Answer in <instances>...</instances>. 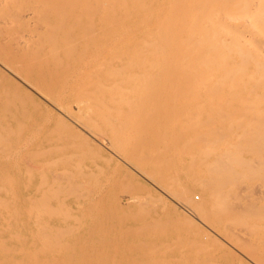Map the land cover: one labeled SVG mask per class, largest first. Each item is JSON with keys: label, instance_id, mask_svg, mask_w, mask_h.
<instances>
[{"label": "bare ground", "instance_id": "1", "mask_svg": "<svg viewBox=\"0 0 264 264\" xmlns=\"http://www.w3.org/2000/svg\"><path fill=\"white\" fill-rule=\"evenodd\" d=\"M0 62L24 82L35 88V91L40 92L39 94L55 103L65 113L70 114L73 119H76L97 137H102L104 132L108 131L109 136L106 135V137L110 146L121 154V156L117 155L132 163L144 175L146 174L148 178L150 177L165 189L168 194L170 193L183 208L181 210L177 209L181 217L190 220L200 232L203 229V233L201 232L200 235L205 236V239L212 238L215 249L216 247L217 249L223 248L229 253L233 251L232 249L230 251L226 245L221 243L220 239L206 232L207 229L202 228L203 225L200 227L193 217L201 218L200 220L204 224L208 223L211 225V228L213 227L215 231L226 238L228 244L231 243L235 248L237 247L240 253L247 255L252 261L257 264H264V117L261 118L264 110L259 108L263 112H260V114L256 113L253 110V105L255 104H252L254 101L257 103L260 101L263 103L264 101V0H0ZM3 70L1 71L4 72ZM11 80L7 84L3 77L0 78V137L2 136L0 139L4 138L1 141L2 145L0 144V155L3 153L6 155L8 153L17 155L21 148L31 145L37 149L36 151L39 150L41 152H38L40 155L49 156L51 159H47V161L51 160V164L58 157H54L56 155V150L54 149L59 147L64 150L68 145L66 143L63 145L66 148H61L62 146H59L61 144L55 147L51 143L57 138L59 139V137L62 139L63 135L66 137L65 133L66 131L68 132V129H71L69 130L71 133L74 132V134L83 137L81 138L82 141L87 140L84 139L86 138L85 135V137L82 136L72 128L73 124L71 126L64 121L63 117L65 116H62L63 113L61 111L60 113L62 114L57 116L52 110L44 107L42 102L33 98L18 83ZM11 85L20 87L28 97L20 96L12 89ZM160 91L163 93L166 91L167 93H170V91H174V93L175 91H185L187 93L189 91L190 94L193 91H209V93L210 91L234 92L228 97L225 94L226 97H222L221 100H227L228 103L230 100H242L245 102V106L246 101H249L251 103H249V107L252 105V111L256 115L252 112L250 116L252 115L251 117H253L254 115L257 118V115H259L256 120L249 119L247 121L250 118L248 117L246 119L247 122L245 121V123L250 122L247 124L245 137L248 139L246 142L248 147H245V144H241L239 149L237 148L238 145L236 146L235 144V146L237 148L236 151H240L242 145H244L243 147L246 150L250 148V151H252L250 154L253 156L246 159V157L239 154L234 158L227 156V153H225V150L230 149L229 147L226 148V145L230 144V139L228 140V138L232 137H228V132L230 133L231 130L225 129L227 127L232 129L231 124L236 123L235 125H237L238 120L231 123L232 121L229 119L222 117V120V118H217L219 120L215 124L218 127L217 132L214 125L210 124L211 122L204 121L206 116L204 119L198 118L201 114L198 112L200 116H195L194 113L197 114V111L194 110L192 114L193 110L191 108L189 109L192 110L190 115H194L196 117H193L194 119L189 114L188 116L190 117H187V113L186 115L182 113L187 111L183 110L184 108L181 109L183 111L179 115H171L169 113L164 115L161 105L158 111L164 116L158 111V113L152 115H150L151 113L147 114L149 108L146 110L145 103L150 102L151 104L152 100L155 101L154 99L156 101L162 98L163 101L173 99V97H168L169 94L166 97H164L163 93L158 95L157 93H160ZM146 92H150L152 95L145 94ZM212 92V95L207 94V92L203 93L204 95L206 94L205 97L211 96V98H209L210 96L206 98L209 99L207 101H210V99L212 101L214 96V98H217V95L214 94L213 96ZM235 92L237 96H235ZM238 93L242 94L239 96ZM155 94L157 95L155 96ZM193 94L194 96H192ZM193 94L189 95L187 93V95L194 97L193 99L198 100V102L203 100L202 97H197L198 95L195 97V93ZM177 96L175 99L178 101H184L187 97L179 96L180 98H177ZM137 102H145L143 103L145 107H142L145 108L146 113L137 110L139 105H137L138 108H135ZM185 102L188 101L186 100ZM201 103L203 104V102ZM222 103L220 105H224L226 108L225 101H222ZM150 104H147V106L151 107ZM157 104H164L165 112L173 110V107L168 108V105L166 106V102ZM213 104H216V102ZM258 104L256 105L258 106ZM177 105V107L182 106L180 104ZM159 107L156 108L155 106L156 109H159ZM216 107L219 106L217 105ZM239 108L240 112H242L243 103L242 108L240 106ZM178 111H180V108L176 110V112ZM140 112L144 114L141 115ZM187 112L189 113V111ZM229 113H232L231 110ZM50 114L56 116L59 119L56 121H59L60 123H58L61 125H50ZM217 114L218 112H216V117H218ZM210 115H208V118L215 120L213 117L215 114ZM226 115L229 117L228 112ZM66 116L67 119L69 115ZM238 116H241V113ZM186 117L187 120L191 118V121L184 123L183 119ZM243 117L246 118L247 115L245 117L244 114ZM243 117L241 116L240 121ZM69 121L73 123L71 120ZM180 121H183V123H180ZM13 124L14 126H12ZM74 124L76 125V123ZM153 124L156 128L157 125L161 127L154 130ZM244 124L241 123V129H244L242 128ZM238 126H240V123ZM238 126H235L232 130H235ZM12 127L20 129L17 130ZM65 129L67 130L65 131ZM123 130L126 134L121 135ZM74 134L69 137L74 138L72 136ZM226 134L227 136H225ZM9 135L19 136V144L16 147L10 148L11 145L7 147L3 142L4 140L9 142L6 139ZM60 139L59 141H61ZM79 140L74 141V143H72V140L71 143L69 142L68 147L77 149H81L83 146L86 147V142H83L85 145H81ZM231 145L234 144L231 143ZM231 145L229 146L231 147ZM93 146L95 147L97 144ZM90 147L87 144V152L92 149ZM87 148H90V150L88 149V151ZM58 151L60 150L58 149ZM94 151L89 154L83 150V156L89 154L90 159H88L92 160L91 158L93 157L91 156H93L92 153H95ZM35 152L33 154L30 151L33 155L29 153L32 155L30 156L31 158H28L29 162L22 166L25 172H30L33 169L37 170L40 159L37 158L38 153L35 155ZM83 152H71L74 156L70 152V155L64 153L66 156L62 154L58 158L61 157V160L63 159L62 162L66 161L67 163L65 158L71 161L70 156L76 157V154L79 153L81 157ZM248 152L246 151L245 153ZM24 153L25 155L28 154L26 151ZM24 153H20L19 156ZM29 154L21 156L27 160L26 157H29ZM95 154L97 156V153ZM183 154L188 155L189 159L190 156L193 157L189 162L192 159L194 160L190 166H186L187 169L189 168V170L186 169L187 173H185L183 160L181 159ZM19 156L18 159L20 161L21 158ZM77 157L76 161L79 160V156ZM61 160L57 159L55 162H61ZM82 160L80 159L78 162ZM44 161H41L43 163L40 165L44 164ZM47 161L46 163L48 164ZM76 161L74 164L80 165ZM189 162L187 160L188 165ZM93 164L96 166L95 162ZM78 165L74 169H82L81 166L78 169ZM44 166L42 165L40 168L45 170ZM71 166L73 167L74 165L72 164ZM85 166L88 165L85 164ZM98 166L96 168H99ZM100 167L102 169V166ZM9 168L5 170V173H9L10 177L18 173L19 167L16 169ZM65 171V168L64 170L52 168V171H48L46 175L39 173L40 179L38 180H43V182L38 181L39 184L37 183L35 186L33 191L35 193L32 196L39 197L37 200L40 202V199H42L40 196H43V198L47 196H45V191L50 193L49 190L51 189H48L49 186L56 185L59 187V183H64L67 180L65 183L67 187V183H69L68 175L70 177L72 173L69 170L70 173ZM89 171V173L83 171L81 173L83 172L90 176H94L96 173H93L90 168ZM79 172L77 171L76 174ZM0 173L3 174L2 172ZM131 174L136 178L133 173ZM79 175L82 176L83 174ZM27 176L25 180L30 177ZM2 177V181H5L7 185L11 183L6 182L9 178L5 180L8 176ZM88 178L90 177L88 176ZM97 182L99 183L100 181H96V185ZM238 182H241V184L239 185ZM72 183L78 187L80 182H71L70 184ZM70 184H68V187H70ZM233 184L235 189L232 192L228 191L226 193L223 191L228 187H233ZM3 185H0L1 188L7 190L5 186L2 187ZM61 186L64 187L65 185L61 184ZM80 186H83V184H80ZM82 190L86 191L85 189ZM149 190L151 192L149 197L163 199L151 186H149ZM192 191L202 195L201 202H196L192 198ZM7 192L5 191V194ZM9 192L11 198V194L13 195L15 192L12 193V189ZM78 192L77 196L82 195L80 194L81 191ZM89 193L85 194L88 195ZM29 196L30 194L26 198H30ZM10 198L7 199L11 200ZM74 198H76V194ZM78 198L74 202L75 205L79 204ZM2 199L5 200L0 195V201H6ZM44 200L45 202L50 201L47 197ZM29 201H32L31 198ZM39 202L36 203L41 206ZM144 202L147 201L145 200ZM29 205L28 202V207ZM33 205L36 204L33 203ZM33 205L32 207L36 209H34L33 215L37 216L40 214L38 213L40 210L36 207L38 205ZM3 206L1 203L0 207H3V209L8 207V205L4 204ZM24 207L25 209L27 208L26 206ZM55 207H58V205ZM12 209L11 207L9 210ZM18 210V207H15L10 211L9 215L14 216L12 217V224L8 222V218H0V264H89L87 262L88 259H96L98 261L103 259L102 253H100L101 250H99L100 248L102 249V246H99V248L96 246L98 241L91 243L89 246H82L84 249L79 243L80 249L76 251H70L66 248L64 250L63 245L57 247L58 249L62 247L63 250H53L55 248L54 245L41 248L43 250L39 249L42 244L37 245L39 250L27 246L32 245L33 242H31L32 244H25L26 239L35 235L34 233L36 232L34 231L33 234L29 233L28 237L23 233L21 227L17 225L18 222L15 217L19 214ZM7 211L5 212L7 213ZM35 212L38 214H35ZM39 220L40 218H37L35 221ZM45 222H43L44 224L41 223L42 227L43 225L46 226ZM20 224L22 225L21 222ZM36 224L32 227V230L38 228ZM40 225L39 230L42 229ZM44 229L41 231H45ZM39 230L37 231L39 232ZM193 231L195 232V230ZM160 233L161 231L158 234ZM161 234L165 235V232L163 231ZM194 234L197 235L198 233L195 232ZM42 235L50 237L52 234L43 233ZM55 235L58 238L60 236V234ZM75 236L73 237L75 238ZM78 236L84 237L77 233V238ZM185 236L187 237V235ZM191 236L190 238L192 239ZM43 237V240L47 239L45 236ZM52 237L54 238V236ZM35 238L37 239V237ZM77 238L73 239V244L77 242ZM48 239L46 243H51L50 240L52 241V239ZM57 241L58 239H56ZM46 243L44 242V244ZM154 245H156V242H154ZM184 245H181V247ZM48 247L50 249L45 251ZM180 249L178 247L174 252H181ZM212 249L214 250V248ZM219 253L216 255L219 256L222 251ZM198 254L196 253V255ZM216 255L211 257L214 258ZM206 258L208 257L206 256ZM238 258L240 259V257ZM192 259V263L195 262V264L196 262L197 264L202 262V264H205L207 260L199 259L200 261L198 262V259L197 261L195 260V255ZM102 261H99L101 262L100 264H102ZM208 261L207 264L215 263L214 260L211 262L208 259ZM189 262L191 263L190 260ZM92 263L94 264L93 260ZM95 263L97 264V261ZM165 264H167V261Z\"/></svg>", "mask_w": 264, "mask_h": 264}, {"label": "rangeland", "instance_id": "2", "mask_svg": "<svg viewBox=\"0 0 264 264\" xmlns=\"http://www.w3.org/2000/svg\"><path fill=\"white\" fill-rule=\"evenodd\" d=\"M4 68H6V69H4ZM7 69H8V71H7ZM1 70H3L4 72H2ZM6 74H7V76H6ZM5 76L7 78H9V79L7 80V78ZM2 77L5 79L6 83L9 80H11V79L14 80L23 89L28 91V93L31 94L33 96V98H36L39 102H42L44 107L52 110L53 113L56 114L57 116L63 113L62 116H65V117H63L64 121H66L71 126L73 124L72 128H74L76 131H78L82 136H84V135L86 136V138H84V139H87V140L83 139L84 141H82L81 138H83V137H81V136H79L77 134H74V132L71 133L69 131L71 129H68L65 126L68 129V132L66 131L67 129H65V131H66L65 136L69 137L71 134H74V135H72L74 138H71V137H69V138L67 137L66 138L63 135V137H61L63 140L60 139V137H59V139L61 141H59V139L57 138V140H54L51 143L52 145H55V147L58 144H61V145H59V146H62L61 148H66L67 147L64 150H61L59 147H56V149H54V150H56V153H55L56 155L54 156L55 158L57 156L59 157V155H62V154L64 155V153H68L70 155L71 152H74V153L76 152L77 153V152H83V150H85V153H86L87 152L86 151L87 144H88L89 147H90V145L92 147V149H91L92 151L90 150L91 147L87 148V150L88 149L90 150V151L88 150L89 152H87V153L91 154L90 152H93L94 150H95L94 152L97 153V156H96L95 153H92V155H93V156H91V157H93V158H91L92 160H89L90 159L89 156H88L89 154H87V155L85 154L83 156V154H84V152H83L81 154L82 156L80 157V154L78 153L79 155L78 154H76V155L79 156V160L76 161V157L77 156L76 157H71L70 156L71 161H69L67 158H65L67 160V163H66V161L62 162L63 159L61 160V157L60 158L57 157L56 159H54V162L52 161L54 165L51 162V164H52V166H51V164H50L51 160L47 161V159H51L49 156L43 154V156H44L43 157L42 155H40L38 153V152H40L39 150L36 151L37 149H35L33 146L29 145L27 147L21 148L19 150V154L20 153H24L25 151H26V153L28 152V154L30 153V151L33 152V154H34V152L36 151L35 155H37V153H38L37 158L40 159V161H39L40 164L43 163L41 161H44V160H46L48 162V164H49L48 165L46 163V161H44L45 163L42 164V165H45L44 167H45L46 171L43 170V168H40V166L42 167V165L39 164V166L37 167V170H35V169L30 170V172L32 171L31 175H30V172H27V171L25 172L24 168L22 166L25 163L27 164L29 162L28 158H31L30 156L33 155L32 153H30L32 155L29 154V157H26L27 160H25V157H23L24 158L23 159L22 156H21V155H24V156L28 155V154L25 155V153L21 154L20 155L21 157L19 156V154L12 155L11 153H8L7 155L3 153L2 155H0V172H2L4 174L3 175V174L0 173V176L1 175L2 176H8L7 178H5V180H7L9 178L10 181L8 180L6 182L7 183L11 182V183H8V185H7L5 183V181H2V179H1L2 176L0 177V179H1L0 180V185H3L5 183L2 187L5 186L6 189H7V190H3L1 188V186H0V195H1V197H4L6 201L4 199H2V200L7 202V200L10 198V192L9 191H11V189H12V193L15 192L13 194L14 196L11 194V198H10L11 200L14 198V200H12V201L8 200V202H9V203L7 202L8 204L5 203V202L0 201V206H1V203H2V206L4 204L6 206L8 205V207H9V208L7 207V209H5L6 208L5 207L4 208L5 210L3 209L4 206L0 207V213H1L0 214L1 215L0 218H6V219L8 218L7 219L8 222L12 224V220H13L12 217H14V216H10L9 215L10 211H12L15 207H18L19 214H17L18 217L15 216L16 217V221L18 222L17 225L21 227V230L23 231V233L27 237L30 235L29 233L33 234L34 231L36 232V233H34L35 235H33V236L29 237L28 239H26L25 244H27V243L28 244H32L31 242H33L32 245H27V246L33 247L35 249H38L37 245L42 244V247L39 246V249L43 250L41 248H45V246L46 247L47 246L50 247V246L54 245L55 248L53 247L54 248L53 250H57L58 246L63 245L62 247L64 248V250L66 248L67 250H70V251H76V250L80 249V247H79L80 245H81V247L82 246L85 247V245L89 246L91 243H94V242L98 241L96 243L97 244L96 246H98V248H99V246L100 247L102 246V249L101 248L99 249V250H101L100 253H102V256H103V259H102L103 261L99 260V261H102V264H165L166 261H167V264H188V263L189 264H195V262L192 263L193 262L192 258L194 257V255H195V260L197 261V259H198V262L200 261L199 259H202V257H204L203 258L204 260L207 259L206 262H205V264H207L208 259H210V261H211V258H212L211 256L212 255H216L219 252L221 253V251H222V253L221 254L219 253L220 254L219 256L216 255V257L212 258V261L213 260L215 261V263L213 262L212 264H255L256 263V262L252 261V259L250 257H247V255H243L244 253H240V251L237 249V247L235 248L234 245H232L231 243H229L230 244L229 245L227 243L228 241L226 242V238H224V236H222V234H220L219 232L215 231L213 229V227L211 228L210 227L211 225H209L208 223H205L206 224L205 225L200 220L201 218L199 219L197 217H193L194 221L195 222L197 221V223H198V225L200 227L203 225L202 228H204L205 230L207 229L206 232H209V234H212L216 238L220 239V242L223 243L224 245H226V247L229 248L230 251H232V250L233 251L235 250V251H234V253H233V251H232V253H229V252H227V250H225L223 248H218L217 249V247H216V249H215V245L213 243L212 238L210 239V237H209V238H206L207 239L206 240L204 238L205 236L202 235L203 236L202 237L200 235L203 229L200 232V230H197V227H195L190 220H186V219L181 217V215L178 213L177 209L181 210L182 206L180 205V203L170 193H169L170 194L169 195L168 192L165 189H163L159 184L154 182V180L151 179L150 177L148 178V176L146 174L144 175V173L141 172L140 170H138L136 167H134L132 163H130L129 161L127 162V160H125V159H122L123 157H120L121 154L110 146V144L108 142V138L106 137V135L109 136L108 131H105L102 137H100V138L97 137L95 134H93L87 128H85L83 125H81L76 119H73V117L70 114H68L67 112H66L67 113L66 114L65 111L62 110L59 106H57L55 103L51 102L50 100L46 99L43 95L39 94L40 92L35 91L36 90L35 88H33L32 86H30L29 84L24 82L21 78L16 76L7 66H5L4 64H2L0 62V78H2ZM12 89H14L20 96L24 95V96L28 97V95L25 93V91L22 90L17 85L16 86L13 85ZM179 92H180V94H178ZM206 92H207V94L209 93V91H206ZM206 92H204V91H193V93H195V97H196V95H198L197 97H202L203 98V100H200L199 101L200 103H199L198 100L193 99L194 97H192V96H194V94L193 93L190 94L189 91L187 93L189 95L193 94L192 96L187 95V93H185V91H175V93H174V91H170V93H167V91L164 92V93L160 91V93L159 92L157 93L158 95L163 93V95H165L164 97H166L169 94L168 97L169 98L173 97V99H170V100H167V101H163L162 100L163 98L159 99V101L158 100L156 101V99H154L155 101L152 100L151 104H150V102H147V104L148 105L150 104L151 107H148L147 104L145 102H143V103H145V106L147 107L146 110H148V108H149V110H148L149 112L145 111V108H143L145 106H143L142 102H137L135 108L136 107L138 108L137 105H139V108L137 110L143 111L144 113L147 112V114L151 113L150 115H152V114L158 113V112L161 113L160 111H158V110H160L159 106L161 105L162 111L164 112V115H166V113H169L171 115L172 114L173 115H179V113L182 112L183 110H185V111L187 110V111H189V113L187 111L185 113L184 112H182V113L185 114V115L187 113V117L191 116L192 118L193 117L196 118L195 117L196 115L200 116L198 114V112H199L201 114V116L198 117V118L204 119L205 116H206V120L204 119V121L211 122L210 124L214 125L215 131H217V132H218V130H217L218 127L215 125L219 121L217 118L221 119L223 117V118L229 119V120L232 121V122L230 121L231 123H233V121H237L238 120L237 125H235L236 123L235 124L234 123L231 124V127H233L232 129H234V127L238 126L239 123H240V126H238V128L236 127L237 129L235 128V130H232L229 127H227V128L225 127L226 128L225 130H229V131L231 130L230 133L228 132V137L232 136L231 137L232 139L228 138V140L230 139L229 140L230 144H228V146L226 145V148L229 147L230 149L225 150V153H227V156H231V157H234V158H235L236 155H239V154L241 156H243V157H246V159L248 157H252L253 155L250 154V152H252V151H250V148H248L249 152H248V149L247 150H246V148L244 149V147H243L244 145H242L240 147V148L243 149L242 152H241L242 149L240 151L237 150L238 152L236 151V149L237 148L239 149V146L241 144H245V147H248V145L246 144L248 139H246L245 137H246V130H247L246 127L248 126L247 124H249L250 122L245 123V121H246V119L248 117H250V118H248L247 121L249 119L250 120H256L258 118V115L260 114V112H263V111H260L261 109L259 110V108H263V110H264V101H263V103H261V101L258 102L259 104L254 101L252 103V104H255V105H253V108H254L253 109L252 105H251V107H249V103H250L249 101H246V106H245V104H244L245 102H243L242 100L241 101H239V100H237V101L236 100H232V101L230 100L229 101L228 100L229 103L227 102V100H221L222 97H226V95H227V97L231 96L232 94H234V92L233 93L232 92L229 93V92H225V91H213V92L210 91L209 94H211V92H212L213 96H214V94L217 95V98H214L215 96L212 97L213 98L212 101L210 99L211 102L207 101L209 99H206L210 95L205 97L206 94L205 95L203 94V93H206ZM142 93L144 94V92H142ZM142 93H140V94H142ZM154 93H155V91H154ZM154 93H153V95H154ZM145 94L152 95L150 92H146ZM157 94H155V96ZM235 94H236L235 96H237L236 92H235ZM240 94H242V93H240ZM240 94L238 93L239 96H240ZM176 95H178L177 98L179 96L180 97H186L187 96V97L184 99V101H178V100L175 99ZM43 98H45L46 100L43 99ZM209 98H211V96ZM189 99H190V101L192 99V101L190 102ZM217 99H218V102H217ZM160 100H162V101H160ZM171 100L174 101V102L172 103ZM186 100L188 102H185ZM168 101L169 102L171 101L170 104L172 103L171 104L172 106L169 104ZM214 101L216 102V104L219 107H216L217 105L213 104V103H215ZM222 101H225L226 108L224 107V105H220L222 103ZM160 102H164V103L166 102V106L168 105V108L169 107L170 108L173 107V110H169V111L165 112L164 111V108H165L164 106L165 105L164 104H157V103H160ZM180 102H184V103L181 104ZM196 102H198V103H196ZM201 102H203V104ZM207 102L209 103L208 105H207ZM247 102H248V106H247ZM242 103H243V111L242 112H245V113H242V112H240L241 110H239L240 109L239 106L242 108ZM173 104L175 105V107H174ZM177 104H180L182 106L181 107H177V106H179ZM183 104L184 105L186 104L185 107H184ZM194 104H196V105H194ZM222 104H224V103H222ZM256 104H258V106ZM154 105L156 106V108L159 107V109H156ZM198 105L200 106V108H199ZM228 105H229V107L231 109L228 107ZM233 105L236 107L237 112H236V109H235V107ZM237 105H238V107H237ZM195 106L196 107L198 106V107L196 108ZM201 106L203 107L202 109H201ZM211 106H212L213 109L211 108ZM231 106H233V107H231ZM256 107H257V109H256ZM178 108H180V111L176 112V110H178ZM190 108L193 111L189 110ZM208 108H210V109H208ZM41 109H42V107H41ZM150 109H152L153 111L150 110ZM166 109H167V107H166ZM181 109H183V110H181ZM252 109L256 113H259L257 115V118L254 117L255 113H254V111H252ZM58 110H59V112H58ZM194 110L197 111V114L194 113ZM201 110H203L204 112L201 111ZM230 110H231L232 113H229ZM60 111L62 113H60ZM105 111H107V110L105 109ZM171 111L172 112L174 111L176 114L174 112L172 113ZM223 111L224 112L226 111V112L224 113ZM143 112H140L141 115L144 114ZM190 112L192 114L194 113L195 116L192 115V114L190 115ZM216 112H218V114H219V115L217 114L218 117H216ZM227 112L229 114V117H228V115H226ZM252 112L254 114L253 117H251L252 115L250 116V114ZM240 113H241L242 117H243L244 114H245V117H246V115H247V117L246 118L243 117L242 120L240 121L241 116H238V114H240ZM188 114L190 116H188ZM210 114H212V115L215 114V115H213L215 120H213L212 118H208V115L211 116ZM66 115H69L67 119H66V117H67ZM261 115H262V113H261ZM263 115L261 116V118L264 117ZM62 116H61V118H62ZM159 116H160V114H159ZM187 117L185 118L186 121H185V119L182 118L184 123L189 121V120L191 121V118H189L187 120ZM237 117H239V118L237 119ZM223 118H222V120H223ZM193 119H192V121H193ZM56 120H59V119H57L56 116H54L53 114H50L49 124L50 125H56V126L61 125V124H59L60 122L56 121ZM69 120H71L73 123H71ZM183 121H180V123L181 122L183 123ZM74 123H76V125ZM203 123H205V122H203ZM241 123L242 124H244V123L246 124V125L244 124L245 127H244V125L242 126V128H244V129L240 128L241 127ZM12 126H14V124ZM153 127H155L154 124H153ZM160 127L161 126L158 127V125H157V128H160ZM12 128H14V127H12ZM157 128L155 127L154 130H156ZM14 129L19 130L20 128L15 127ZM242 130H243V132H242ZM127 132H128V130H127ZM134 132H136V131H134ZM83 133H85V134H83ZM124 133H125L124 130H123V132L121 131V135L124 134ZM231 133H233V134L231 135ZM68 134H70V135H68ZM129 134H131V133H129ZM87 136H89V137H87ZM225 136H227V134ZM76 137H77V139H76ZM78 138L81 139V140H79ZM92 138H94L95 141L97 140L98 142L96 141V143H95L94 139H92ZM235 138H236V140H235ZM3 139L4 138H2V140ZM6 139H8L9 142H10V143L9 142H5L7 140L3 141L6 144L7 147H9L10 145H11L10 148L11 147H16V145L19 144V136L15 137V135H9V136H7ZM65 139H66V141H65ZM233 139L236 141V143H235V141ZM2 140L0 139V144L2 143L1 142ZM16 140H18V141H16ZM72 140H73L72 143H74V141L79 140L81 142V145H85V144H83V142L84 143L86 142V147L83 146L81 149L68 147L69 146V142L71 143ZM101 141H102V143H101ZM63 142H65V143H63ZM66 143L68 145L66 147H63V145L66 144ZM231 143L234 144V145H231ZM95 144H97V146L94 147L93 145H95ZM235 144H236V146L238 145L237 148H236ZM229 145H231L232 148ZM55 147H53V148H55ZM33 149H35V150H33ZM58 149L60 151H62V152L58 151ZM27 150H29V151H27ZM80 150H82V151H80ZM231 150H232V152H231ZM244 150H246L248 153H245L246 151L244 152ZM239 152H241V153H239ZM117 154H119L120 156L117 155ZM2 156H4V157L2 158ZM15 156H17V157L15 158ZM18 156H19V158H21L20 161L18 159ZM64 156H66V155H64ZM72 156H74V155L72 154ZM10 157L12 159H7V158H10ZM191 158H193V157L190 156V159ZM57 159L61 160V162L60 161L55 162ZM80 159H83V160L81 162H78V161H80ZM181 159L183 160V165H184L183 167L185 169V173H187L188 172L187 170H189V168L187 169L186 166L187 167L190 166V164L194 160L192 159L191 162H189V160H190L189 156L186 155V154H183ZM74 160L76 162L80 163V165L74 164L75 163ZM187 160L189 162V165L187 163ZM92 161L95 162L96 166H94V164H93L94 162L92 163ZM231 161H233V160H231ZM46 164H47V166H46ZM70 164L71 165L73 164L74 166L72 167ZM85 164H87L88 166H85ZM234 164H235V161H234ZM6 165L7 166L9 165L10 168H15V169L17 167H19L18 170H17L18 173L16 175H11V177H10L9 173H5V170L7 168H9V166L7 167ZM76 165H78V169L81 168V167H82V169H79V170L74 169V167ZM98 165L102 166V169ZM79 166H81V167H79ZM97 166L99 168H96ZM85 167H89L90 170L93 171V173L96 172L94 174L95 178L92 175L90 176V175H88L86 173L85 174L83 173V172H88V173L90 172L89 168H85ZM1 168H2V170H1ZM38 168H40V169H38ZM52 168H55L57 170H59V169H63L64 170V168H65V170H66L65 172L66 173H67L68 170L71 171L72 174H70V177L67 174L69 183H67V187H66V184H65L67 182V180L64 183H59V187L56 186V185H51L52 187L49 186L50 188L48 187V189L52 190V188H53L52 191L49 190L50 193H47L45 191V193H46L45 196L47 195L46 197L50 199V201L47 200L49 203L45 202L44 198H46V197L43 198V196H40L42 199H40V202H39V200H37V198H39V197H34L35 195L32 196L33 193H35L33 191H34L35 186L37 185L38 181H42L43 182V180H38V179H40L39 175L42 174V173L44 175H46L48 171H50V170L52 171ZM75 168H77V167H75ZM98 169H99V171L101 173L98 171ZM35 171H37V172H35ZM69 171H68V173H70ZM77 171H80V172L78 174H76ZM81 171H83V172L81 173ZM130 171H132V172H130ZM131 173H133L136 176L137 179ZM27 174L30 177L28 178V180H25ZM79 174H81V175L83 174L84 176L83 175L80 176ZM87 175L90 178H88ZM183 176L185 177V175H183ZM41 177H43V176H41ZM73 177H75L76 179L75 178L71 179ZM83 177H84V180H83ZM184 177H182V178H184ZM93 178L96 181H100L99 183L97 182L98 187L96 185V181H95V184H94ZM3 180H4V178H3ZM88 181H89V185H88ZM22 182L24 183V186H23ZM71 182H74V183L75 182H77V183L80 182V183H78L79 185L77 184L78 187L80 186V184H83V186H80L78 188L76 186V184H73V183L70 184ZM241 182H238V184L240 185ZM25 183H26V185H25ZM61 184H63V186L65 185V186L62 187ZM68 184H70L69 185L70 187H68ZM234 184H236V183H234ZM234 184L232 185L233 187H230V188L228 187V188H226L223 191L226 192V193H228V191L232 192V190L235 189ZM73 185H74L75 188L73 187ZM149 186H151L158 194H160L163 197V199L155 198V197H149V195L151 194V192L149 190ZM72 188H74L75 190L72 189ZM8 189H10V190H8ZM76 189H77V191H76ZM82 189H85L86 191H84ZM78 190H79V192L80 191L82 192V193L80 192V194H82V195H79V196H85L86 195L85 193H88V192H90V193L88 195H86L85 197H79V196H77L78 195L77 194ZM88 190H90V191H88ZM5 191L6 192L8 191L6 193L7 195L5 194ZM162 191L165 193V195H164V193ZM28 194H30L29 197L31 198L32 201H29L30 198H28V199L26 198V196H28ZM75 194H76V198L79 197L78 198V200H79V204L78 205H75V203H74L75 200H76V198H74ZM15 196H16V198H15ZM191 196L196 202H201L202 201V195L200 193L198 194V193L192 191L191 192ZM152 198H154V199H152ZM145 200L147 202H144ZM28 202H29L30 205H31V203H32V205H33V203L38 205L37 204L38 202H39V204H41V206H39V205L38 206L33 205V206H36V207L39 208L40 211L38 213H40V214H38L36 212H35V214H38L37 216L40 215L42 218L33 215L35 208H33L32 205H31L32 208L30 207V205L28 207ZM9 204H10V206H9ZM57 205H58V207H55ZM24 206H26L27 208L25 209ZM11 207L13 209L9 210V209H11ZM6 210H8L7 213L5 212ZM26 215H27V217H26ZM28 216H29V218H28ZM32 216H34V217H32ZM36 217L38 219L40 218V220L37 221V222L35 221V220H37ZM33 218H36V219H33ZM44 218L46 220L47 219L48 220L46 221ZM43 220H45L46 222L43 221ZM20 222L22 223V225L20 224ZM43 222L46 223L45 224L46 226L43 225V227H42V224H44ZM38 223H40V224L42 223V224L40 225ZM35 224L38 226V228H39V225L42 227V229L45 228L44 229L45 231L42 232L41 228H40L41 230H39L38 228H36V230L35 229L32 230V227H34ZM13 225H14V222H13ZM28 227H29V229H28ZM49 229H51V230H49ZM37 230H39V232L41 231L42 234L45 233V234H48V235H51V234L52 235L50 237L49 236L47 237V235H42ZM193 230H195V232H197L198 234L197 235L194 234L195 232ZM64 231L67 232V233L64 234L65 233ZM68 231H70L69 234H68ZM160 231H161V233H163V231H164L165 235L161 234V233L158 234ZM188 232H190L189 235H188ZM77 233H79V235H83L84 237L78 236V238H77ZM55 234H58V235L60 234L61 238H60V236L58 238ZM190 234L194 235V236H191ZM74 235H76L75 238L78 239V240L76 239L77 242L75 241L76 242L75 244H73L74 243L73 239H75L73 237ZM185 235H187L188 238ZM43 236H45V238H47V239L43 240L44 239ZM52 236H54V238L55 237L56 238L54 239ZM190 236L192 237L193 240L190 238ZM221 236H222V238H221ZM35 237H37L38 240ZM51 237L54 239V241H53V239ZM48 238L52 239V241L50 240L51 243H49V242L46 243L49 240ZM56 239H58L57 242H56ZM154 239L155 240L157 239V240L155 241ZM158 240H160V241H158ZM44 242L47 245L44 244ZM53 242H54V244H53ZM55 242H56V244H55ZM154 242H156V245H154ZM58 243H61V244H58ZM79 243H80V245H79ZM65 244L67 245V247H65L66 246ZM181 245H184V246L181 247ZM36 246H37V248H36ZM49 247H48V249H46V250L44 249V250L45 251L49 250L50 249ZM62 247L61 248L59 247L58 250H63ZM178 247H179V249L181 247V249H180L181 252H174V251H176V249ZM82 248H81V250L84 249V248L83 249ZM212 248H214L215 252H213L214 250ZM51 249H52V247H51ZM153 250H155V251L157 250V252H155V251L153 252ZM159 252H162V253H159ZM150 253H151V255L154 258L150 255ZM193 253H194V255H192ZM196 253L197 254L199 253V254L196 255ZM232 255H233V257H232ZM206 256L208 258H206ZM155 257H157L158 260L155 259ZM171 257H173V258H171ZM199 257H201V258H199ZM238 257H240V259ZM167 258H169V259H167ZM248 258H249V260H248ZM92 260H93L94 264H96L95 261H97V264L101 263V262H99L96 259L95 260L94 259H88L87 262L89 264H91ZM189 260L191 261V263L189 262ZM90 261H91V263H90ZM196 264H197V262H196Z\"/></svg>", "mask_w": 264, "mask_h": 264}]
</instances>
